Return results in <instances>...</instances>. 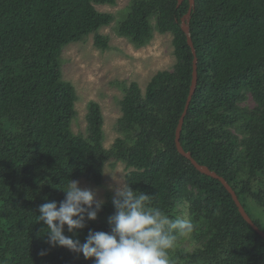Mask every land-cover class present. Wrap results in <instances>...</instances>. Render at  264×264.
<instances>
[{
	"label": "trees",
	"instance_id": "obj_1",
	"mask_svg": "<svg viewBox=\"0 0 264 264\" xmlns=\"http://www.w3.org/2000/svg\"><path fill=\"white\" fill-rule=\"evenodd\" d=\"M190 21L198 83L184 119L181 143L200 163L223 176L264 231V0H195ZM117 0H0V264H94L47 243L40 205L62 201L71 180L101 185L110 159L124 162L133 190L171 219L188 209L193 230L178 237L172 264H264V237L243 217L232 194L178 151L176 129L190 92L193 52L181 19L190 2L132 0L118 34L136 47L154 32L173 35L176 62L158 70L142 90L126 85L120 99L122 133L107 148L105 117L88 104L87 135L75 133L78 98L63 78L64 47L94 34L114 15L97 4ZM249 95L255 101L247 104ZM109 195L96 220L76 235L110 232ZM94 207V206H93ZM186 219V218H184ZM187 240V244L182 242ZM44 253L43 255L41 253Z\"/></svg>",
	"mask_w": 264,
	"mask_h": 264
},
{
	"label": "rangeland",
	"instance_id": "obj_2",
	"mask_svg": "<svg viewBox=\"0 0 264 264\" xmlns=\"http://www.w3.org/2000/svg\"><path fill=\"white\" fill-rule=\"evenodd\" d=\"M132 0H117L114 5L97 4L98 9L114 15L113 21L100 29L102 34L110 37V48L101 49L94 43V34L83 41L72 42L62 51L63 78L72 82L76 88L75 107L77 116L72 122L75 133L87 135L88 104L99 102L105 117L104 145L109 148L122 133L118 129V120L122 115L120 99L125 94V86L131 82L139 83L142 90L158 70L172 69L176 62L173 35L169 32H154L148 44L136 47L128 38L120 36L118 23L124 16ZM247 104L255 101L249 95ZM127 167L124 162L110 159L104 166V180L101 185L81 177L76 179L82 188L96 192L98 200L106 201L119 183L127 182ZM180 216L188 219V209L181 207ZM187 244L184 240L182 244Z\"/></svg>",
	"mask_w": 264,
	"mask_h": 264
},
{
	"label": "clouds",
	"instance_id": "obj_3",
	"mask_svg": "<svg viewBox=\"0 0 264 264\" xmlns=\"http://www.w3.org/2000/svg\"><path fill=\"white\" fill-rule=\"evenodd\" d=\"M62 189L65 199L40 205L36 222L46 225L47 243L52 247H66L82 253L85 259L95 258L94 264H172L169 253L177 238L194 227L187 219H171L151 207L149 194H137L128 182L121 181L112 197L115 212L108 217L111 231L90 230L86 242L81 243L65 234V226L75 236L77 229L86 226V219H97L105 201L76 180L70 179Z\"/></svg>",
	"mask_w": 264,
	"mask_h": 264
},
{
	"label": "water",
	"instance_id": "obj_4",
	"mask_svg": "<svg viewBox=\"0 0 264 264\" xmlns=\"http://www.w3.org/2000/svg\"><path fill=\"white\" fill-rule=\"evenodd\" d=\"M183 1L184 0H178V6H180ZM189 2H190L189 9H188L187 13H185L181 19V26H182V29L184 30V32L187 36L188 43L191 46L192 52L194 55L193 72H192V82H191V86H190V92H189V95H188V98H187V101L185 104L184 111L180 117L177 129H176V136H175L176 145H177L178 151L181 154H183L184 156H186L188 159H190L192 161V163L196 166V168H198V170H200L201 172H203L207 175L218 178L226 186V188L232 194V197L235 200L237 206L239 207V210H240L241 214L243 215V217L264 237V231L253 221V219L247 213L246 209L241 204V202L238 198V195L236 194V192L232 188V186L229 184V182L223 176L219 175L216 171L210 169L207 165L200 164L192 156V153L190 151L185 150V148L183 147V145L181 143V132L183 129L184 119H185V116L187 114L190 102H191L193 95L196 91V87H197V83H198V57H197L196 48H195V45H194V42H193V39L191 36V29H190V21H191V17H192V12H193L195 5H196V1L195 0H189Z\"/></svg>",
	"mask_w": 264,
	"mask_h": 264
}]
</instances>
